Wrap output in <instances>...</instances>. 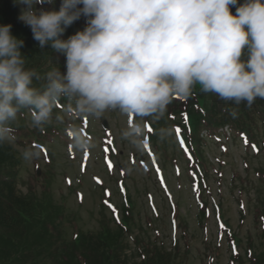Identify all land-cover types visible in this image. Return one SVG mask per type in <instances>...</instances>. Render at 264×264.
I'll return each mask as SVG.
<instances>
[{
    "label": "rangeland",
    "instance_id": "1",
    "mask_svg": "<svg viewBox=\"0 0 264 264\" xmlns=\"http://www.w3.org/2000/svg\"><path fill=\"white\" fill-rule=\"evenodd\" d=\"M60 3L55 0L43 7L58 10ZM21 7H17L18 15ZM85 26L86 18L81 17L71 28L76 32ZM49 52L37 86L46 83V74L53 68L66 71L65 65L60 67L65 57L52 49ZM176 104L173 99L167 112H175L173 119L178 123ZM167 112L158 121L146 118L153 133L148 140L145 137L142 149H136L120 137L132 117L117 111L95 119L77 114L69 100L61 99L50 121L35 126L31 111L21 109L11 125L15 140L10 143L19 165L18 194L32 200L35 212L42 211L60 228L56 244L70 242L73 224L87 233L109 222L108 227L119 231L126 243L123 258L128 263L140 261V250L147 256L155 247L175 256L171 264H254L248 252L264 258V234L257 219L264 203V117L255 118L254 136L248 133L249 137L241 138L236 132L221 135L213 127L212 135L201 137L202 160L193 166L187 159L193 158V154L187 155L190 146L186 139L184 146L180 145ZM160 128H171V136L161 138ZM79 137L94 147L77 148ZM27 150L36 155L25 159ZM120 185L125 187L124 194ZM124 199L131 205L128 231L117 228L109 207H122ZM36 224L29 223L28 234L22 238L30 248L40 229ZM232 234L236 237L233 241ZM47 243L43 237L37 254L12 264H51V258L55 261L58 256L59 260L78 251L76 244L69 251L59 246L57 256L51 257L41 249Z\"/></svg>",
    "mask_w": 264,
    "mask_h": 264
},
{
    "label": "clouds",
    "instance_id": "2",
    "mask_svg": "<svg viewBox=\"0 0 264 264\" xmlns=\"http://www.w3.org/2000/svg\"><path fill=\"white\" fill-rule=\"evenodd\" d=\"M14 2L39 47L65 57L66 71L53 68L44 85L33 86L38 77L25 66L24 40L11 24L0 25V145L15 140L11 125L21 109L41 126L65 98L81 116L132 117L120 137L136 149L148 134L146 118L160 120L197 85L236 105L264 99V0H61L58 10L43 7L55 0ZM81 17L83 30L63 38ZM75 146L94 147L84 137Z\"/></svg>",
    "mask_w": 264,
    "mask_h": 264
},
{
    "label": "trees",
    "instance_id": "3",
    "mask_svg": "<svg viewBox=\"0 0 264 264\" xmlns=\"http://www.w3.org/2000/svg\"><path fill=\"white\" fill-rule=\"evenodd\" d=\"M244 0H238L242 4ZM232 12L235 14V6H232ZM17 4L14 0H0V25L11 24V32L18 39L24 40V47L21 52L26 56V68L34 69L37 77L33 81V86L39 84L41 79V66L44 65V59L50 54V48L41 49L38 42L33 39L30 27L26 26L18 19ZM66 32L70 35L75 31L72 28H67ZM53 56V55H52ZM44 70V69H43ZM43 84L37 86L41 87ZM209 95L211 96L209 99ZM179 102V114L186 115L187 126L184 127V132L189 138L193 148L192 154L196 161L201 160L199 147L201 137L198 134L199 128H208L212 132L213 127H221L229 125L230 129L237 134L242 133L243 136L249 137L248 133L254 136L253 121L257 116L264 117V99L257 98L251 105L246 103L236 105L231 101H224L214 93H205L199 85L193 88V92L188 98H181ZM170 120L174 121L173 111L167 112ZM235 113V115H233ZM182 114V115H183ZM172 126L177 123L172 122ZM200 129V130H201ZM248 142V140H246ZM251 141L252 138H251ZM19 165L16 159L15 151L10 143L0 145V245L1 251L4 254L0 256V264L14 263L15 260L22 258H31L39 252L42 238L48 243L41 249L45 253L55 255V250L60 246L64 251L70 249L72 244L78 246V251L75 254L71 252L70 256H63L61 259L55 257V261L51 258V264H171L174 257L170 252H163L156 247L151 254H148L141 259L140 262L128 263L123 258V253L126 250V245L121 241V236L117 230L110 229L108 225L102 224L96 232L79 233L76 241L68 243L63 242L57 244L56 240L60 239V230L56 228L54 222H51L42 214V211L35 212L33 201L18 194L17 178ZM257 219L264 234V203L260 213L258 212ZM58 219V218H57ZM35 221L40 228L37 230L38 235L33 236L32 248L23 240L28 234V225ZM120 230V229H119ZM111 231H114L111 232ZM56 232V234H55ZM26 234V235H25ZM36 247V248H35ZM34 248V249H33ZM38 249V250H37ZM32 254V255H31ZM127 258V257H126ZM57 260V261H56ZM259 262L264 261L263 257L257 259ZM34 259L32 260V262ZM53 261V262H52ZM258 262V263H259Z\"/></svg>",
    "mask_w": 264,
    "mask_h": 264
},
{
    "label": "snow or ice",
    "instance_id": "4",
    "mask_svg": "<svg viewBox=\"0 0 264 264\" xmlns=\"http://www.w3.org/2000/svg\"><path fill=\"white\" fill-rule=\"evenodd\" d=\"M148 130H149V131H151V129H150V128H149ZM253 147L255 148V145H253Z\"/></svg>",
    "mask_w": 264,
    "mask_h": 264
}]
</instances>
